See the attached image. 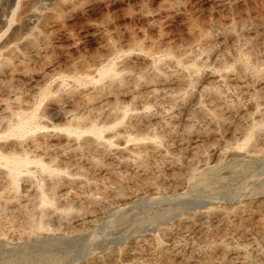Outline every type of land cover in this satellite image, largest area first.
<instances>
[{
  "label": "rangeland",
  "instance_id": "obj_1",
  "mask_svg": "<svg viewBox=\"0 0 264 264\" xmlns=\"http://www.w3.org/2000/svg\"><path fill=\"white\" fill-rule=\"evenodd\" d=\"M14 45L0 124L59 170L0 171V264H264V0H0Z\"/></svg>",
  "mask_w": 264,
  "mask_h": 264
},
{
  "label": "bare ground",
  "instance_id": "obj_2",
  "mask_svg": "<svg viewBox=\"0 0 264 264\" xmlns=\"http://www.w3.org/2000/svg\"><path fill=\"white\" fill-rule=\"evenodd\" d=\"M28 41L32 42L31 39H29ZM17 56L18 53L16 51V45H14L10 49L8 57H4V59L0 61V66L3 67L5 65H8L9 60ZM110 70H112L110 66L98 69L99 77L107 75L110 72ZM60 94L57 91L55 97L56 102L60 101L63 98V96ZM6 107L9 109L8 106ZM35 111L36 108L31 111H27L25 109H19V110L10 109L8 114L9 119H7V121H4L3 124H0V139H5V140L8 138H13V140L14 138L20 139V141L18 142V146H16L17 142H14V144H12V146L10 147H3L0 145V171H2L3 168H5V170H3V173L5 172L6 174L5 186L11 188L12 190H17L18 182L20 180V175L23 173V170L26 169V172H30L31 169L29 167L30 165H35L36 168H38L41 172H47L48 175H51L55 171L59 170L58 169L59 165L57 163L56 158H52L51 157L52 155H49V157L45 159L42 156L43 152L36 151V149L40 151V147H42V144H39L37 142V135H35V133L43 129L44 126H42L40 122L35 121V117H36ZM79 125L81 124H77L78 128L75 129H72L71 127L64 128V131L68 134L74 133L75 136H79L80 133L86 132L87 130H89L90 127L96 128V125L93 124L90 125L87 129L83 130L81 129V127H79ZM89 131L95 133V131L93 130H89ZM100 135L99 137H101ZM26 140H28L29 143L22 144ZM46 148H43V150ZM52 203L53 200L50 198V196H47L46 194H44L43 191H40L36 205L38 207L40 206L41 208H43L46 205H52ZM43 213L44 212H42V216ZM24 215L31 228L41 227L42 224L41 220L40 218L37 219L38 217L36 218L34 216L35 214L33 211L26 209L24 211ZM167 264H174V262L169 261Z\"/></svg>",
  "mask_w": 264,
  "mask_h": 264
}]
</instances>
